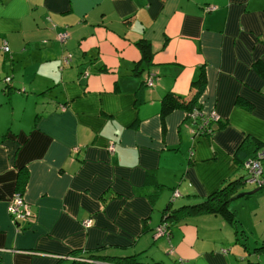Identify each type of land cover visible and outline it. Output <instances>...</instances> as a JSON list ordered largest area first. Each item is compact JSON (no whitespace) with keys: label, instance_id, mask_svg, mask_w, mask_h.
Segmentation results:
<instances>
[{"label":"crops","instance_id":"0c3cea01","mask_svg":"<svg viewBox=\"0 0 264 264\" xmlns=\"http://www.w3.org/2000/svg\"><path fill=\"white\" fill-rule=\"evenodd\" d=\"M258 61L264 0H0V264H264V189L232 200L236 224L202 213L156 232L165 208L238 177L247 134L264 141ZM201 71L200 107L223 121L202 134L178 107L164 125L165 93L192 95ZM16 190L32 213L19 226Z\"/></svg>","mask_w":264,"mask_h":264},{"label":"trees","instance_id":"16d2710c","mask_svg":"<svg viewBox=\"0 0 264 264\" xmlns=\"http://www.w3.org/2000/svg\"><path fill=\"white\" fill-rule=\"evenodd\" d=\"M136 44L141 50L142 56L140 61H138L135 66V71L141 74L143 73L144 70L150 67L152 63L153 47L151 41L145 37H141L140 39H138L136 41ZM256 68L258 72L262 76H264V62L258 61L256 63ZM206 83H207L206 74L204 71H201L200 75L197 78L193 79L192 81V86H194L195 88V91L193 92L192 95L187 96L183 94H177L172 91H168L167 93H165V95L161 100V115L163 119V124L165 125L166 116L175 108L183 107L186 109L189 115L193 109L201 108L199 104V100L203 91L205 90ZM222 121L223 120L221 116L218 119L211 121L209 126L212 125V128L208 129L206 127V129L204 130L205 132H202V134L203 133L211 134L215 130L213 123H217V122L221 123ZM246 139L247 142L246 141L243 142L244 144L240 147L238 151H236L237 158H239L242 162L243 165L242 168H245L244 163L247 158L256 156L259 150L264 149V141L258 136L250 133L247 134ZM247 150H249V152H246ZM262 178L264 180L263 173H262ZM244 181H246V179L240 175L231 180H228L225 184L217 188L215 191L210 193L202 200L193 203L183 204L180 207L172 208L168 206L167 208H165V211L163 213V219L160 222V223H165L167 225V230L165 234L170 233V226L173 223V220H178L185 216H192L202 213H221L228 220L236 224L238 222V219L235 211L231 208V202L235 197H238L237 194L240 191H246V190H242L241 187ZM159 184L161 183L158 182L157 186H159ZM258 186L260 187L259 190H263L264 181ZM178 193L179 192L176 190L174 192V196H176ZM251 194L252 193L249 194L246 193L245 195L249 196ZM25 219H22L21 221H24ZM21 221L20 220L18 222L14 221V223L18 224L19 226ZM93 255H94L93 256L94 260L96 259L95 262L93 261L91 263L88 261H84L85 259H87L84 255H77L74 256V258L78 260L73 259V263L77 261L82 264H97L96 262L102 261L109 264H161L160 261L149 262V261L140 260L136 253L126 254V255L112 254V253H94Z\"/></svg>","mask_w":264,"mask_h":264},{"label":"built area","instance_id":"2783aa9c","mask_svg":"<svg viewBox=\"0 0 264 264\" xmlns=\"http://www.w3.org/2000/svg\"><path fill=\"white\" fill-rule=\"evenodd\" d=\"M59 36L60 38H65V32H61ZM2 47L5 51L10 50V46L7 40H5ZM71 59H72V55L70 54H67L64 56L65 62H69ZM7 79L9 80L10 77H7ZM152 81H153V78H150L149 83H152ZM190 115L194 120H199L200 125L198 127V130L201 132H205L204 130L206 129V127L208 129H211L212 125L209 126L210 122L220 117L219 113L216 110H212L211 112H206L201 108L193 109ZM263 158H264V149H261L258 151L256 156L249 157L245 160V163H244L245 168L250 173V176L249 178H247V181L255 182L258 185H260L264 181L262 178ZM9 211L12 215L13 221L15 222H18L19 220L21 221L22 219H25L32 215L31 210H30L29 201L26 199L23 191L16 190L13 193V196L11 198V203L9 204ZM84 224L86 226H89L91 224V219L90 218L85 219ZM156 229H157L156 232L158 235H161L162 233L165 234L167 230V225L165 223H161L158 225Z\"/></svg>","mask_w":264,"mask_h":264},{"label":"rangeland","instance_id":"374dc122","mask_svg":"<svg viewBox=\"0 0 264 264\" xmlns=\"http://www.w3.org/2000/svg\"><path fill=\"white\" fill-rule=\"evenodd\" d=\"M240 175L246 179V181H244V183L241 186L243 190H247V191L248 190H252V189H254L255 187L258 186V184L255 183V182L247 181V178H249L250 173L248 172V170L246 168H241L239 170V175L238 176H240ZM244 196L245 195L238 196L237 200H241V198H244ZM260 244L262 245V242Z\"/></svg>","mask_w":264,"mask_h":264},{"label":"water","instance_id":"95a60500","mask_svg":"<svg viewBox=\"0 0 264 264\" xmlns=\"http://www.w3.org/2000/svg\"><path fill=\"white\" fill-rule=\"evenodd\" d=\"M259 186H257V187H255L254 189H252V190H246V191H240L238 194H237V196H241V195H245L246 193H253V192H256V191H258L259 190Z\"/></svg>","mask_w":264,"mask_h":264}]
</instances>
